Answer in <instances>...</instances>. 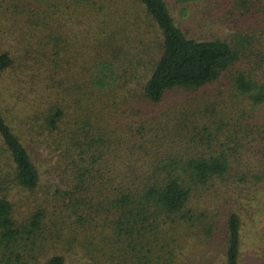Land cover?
Returning <instances> with one entry per match:
<instances>
[{
    "label": "trees",
    "instance_id": "16d2710c",
    "mask_svg": "<svg viewBox=\"0 0 264 264\" xmlns=\"http://www.w3.org/2000/svg\"><path fill=\"white\" fill-rule=\"evenodd\" d=\"M0 36V264H244L264 0H0Z\"/></svg>",
    "mask_w": 264,
    "mask_h": 264
},
{
    "label": "rangeland",
    "instance_id": "374dc122",
    "mask_svg": "<svg viewBox=\"0 0 264 264\" xmlns=\"http://www.w3.org/2000/svg\"><path fill=\"white\" fill-rule=\"evenodd\" d=\"M175 15H177V10H175ZM185 21V19H184ZM205 34L211 36L213 34H221V29L219 27H211L205 29ZM20 41L16 38L0 36V48H19ZM12 70L6 72L0 78V88L11 86L13 79ZM12 87V86H11ZM9 98V97H8ZM16 101V100H15ZM10 102V101H9ZM8 102V103H9ZM12 104V103H11ZM18 108L17 103H13L12 106ZM38 152L41 153V157L50 158L51 154L49 151L40 146L37 148ZM54 159V158H53ZM244 224H243V240H244V249H243V262L244 264H263V260L257 256V252L261 246V234L260 231L264 225V209L262 202L258 203L256 206L253 205L250 209L245 211L244 215ZM77 264H85V259L79 261Z\"/></svg>",
    "mask_w": 264,
    "mask_h": 264
}]
</instances>
